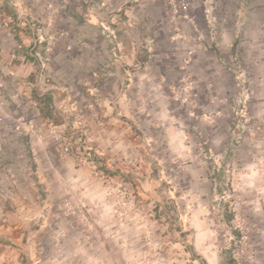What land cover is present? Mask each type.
Instances as JSON below:
<instances>
[{"label": "crops", "instance_id": "0c3cea01", "mask_svg": "<svg viewBox=\"0 0 264 264\" xmlns=\"http://www.w3.org/2000/svg\"><path fill=\"white\" fill-rule=\"evenodd\" d=\"M170 1L0 0V264H142L160 246L228 264L212 202L245 98L248 246L264 264V211L252 200L264 192L254 171L264 168V0H217L214 22L201 0L178 17ZM39 32L56 39L52 79L70 116L48 113L33 59L11 57ZM21 116L81 130L101 160L65 155Z\"/></svg>", "mask_w": 264, "mask_h": 264}, {"label": "built area", "instance_id": "2783aa9c", "mask_svg": "<svg viewBox=\"0 0 264 264\" xmlns=\"http://www.w3.org/2000/svg\"><path fill=\"white\" fill-rule=\"evenodd\" d=\"M139 0H127L126 4L135 5ZM202 6L204 8L207 19L211 22L216 20L215 11L217 0H201ZM171 10L174 12L175 16L185 15L189 12V3L187 0H171L170 1ZM3 25V22L0 19V26ZM102 27L107 31L112 37H116V32L111 29L109 24H102ZM55 37L47 40L45 35L42 32H39L36 37L34 45L25 52L13 53L11 55L12 59H27L31 57L36 64L35 70V81L34 84L37 87L43 88V92L51 95L50 107L54 113V116L57 118V114H64L65 116H70L75 108L72 109L73 103L71 100L65 99L62 104H60V99H57V83L53 81V51L55 47ZM119 45L122 46V43ZM22 48V47H21ZM3 85V79L0 78V86ZM125 94L124 85L120 86L117 92L112 97V102L117 103L120 98ZM235 109V125H234V141L239 142L243 136L245 125L247 123V107L248 102L247 98L236 101ZM30 118L27 116H21L19 122L30 126V131L37 136L42 142H47L50 139L59 143L64 151L65 155L73 158H78L82 160L91 159V161H100L101 153L92 149L91 145L88 144V140L81 130L73 129L69 133L64 130L63 134L57 131V123L55 121L46 122V125L39 126L30 122ZM97 121L100 122V118L97 117ZM71 124L68 122L67 125ZM224 197V196H222ZM125 204V203H124ZM78 212L86 215L88 209L83 204H78L76 206ZM242 223H237L233 225V231L240 232V238L238 240L241 248L247 246V238L252 231L251 225L246 221L242 220ZM94 224L101 225V220L94 218ZM99 229V228H95Z\"/></svg>", "mask_w": 264, "mask_h": 264}, {"label": "rangeland", "instance_id": "374dc122", "mask_svg": "<svg viewBox=\"0 0 264 264\" xmlns=\"http://www.w3.org/2000/svg\"><path fill=\"white\" fill-rule=\"evenodd\" d=\"M48 113L54 114L50 107V103L48 104ZM246 131L247 123L241 140L239 142H235L232 137L230 144L231 147L228 149L227 153L223 154L217 164L219 170L217 171V174L220 175L217 180L218 194L212 203L215 204L216 212L221 216L220 220L222 221L223 228H226L225 234L228 243L222 248V251L228 264H257L255 252H251L248 246V238L251 233L247 238V246L245 248H241L238 243L240 232L233 231L232 229L233 225H236L238 222L242 223L241 221L243 219L251 225L248 216L246 215L248 206L247 199L249 197L248 192L251 186H248L246 183L245 174L248 170L241 164L246 160V154L239 152L242 147ZM254 171L256 173L260 171V175L264 174V168L260 170L255 169ZM261 186L264 189V175ZM252 200H254L256 210L264 211V192L263 194L262 192L259 193L258 196L254 195ZM251 227L253 226L251 225ZM113 230H115V228H113ZM176 252L179 251L174 250L168 253L161 246L155 247L152 251L143 254V256H146V262H144V260V263L142 264H198L188 258V260L186 259L184 261H182V258L177 260L173 257L171 258V254L175 256ZM252 257L254 259H252Z\"/></svg>", "mask_w": 264, "mask_h": 264}]
</instances>
